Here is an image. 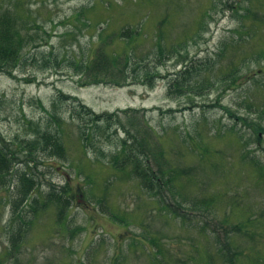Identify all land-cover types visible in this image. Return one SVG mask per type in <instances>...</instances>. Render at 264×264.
<instances>
[{
  "label": "rangeland",
  "instance_id": "374dc122",
  "mask_svg": "<svg viewBox=\"0 0 264 264\" xmlns=\"http://www.w3.org/2000/svg\"><path fill=\"white\" fill-rule=\"evenodd\" d=\"M226 3L228 0H0L1 8L25 18V31L32 38L20 65L9 74L0 72V142L8 141L13 149L12 144L32 138L36 129L56 133L64 143L66 158L42 154L36 160L49 165L31 172L43 192L55 184L76 194L68 209L71 232L57 226L48 210L32 219L20 251L10 257L6 255L13 233L9 226L16 219L9 192L0 188V264H151L147 238L160 234L169 238L162 239L168 247V264H204L205 255L198 253L202 245L214 254V264H223L207 232L218 229L217 235L224 238L226 218L233 224L249 215L264 214V171L260 169L263 166L264 170V72L255 73L262 62L251 58L233 83L222 74L230 61L226 50L219 59L218 54L223 42L235 36L238 23ZM90 5L92 10L86 7ZM82 7L83 15H74ZM165 15L168 20L159 26L160 16ZM122 27H130L129 47L144 57L142 61L137 57L117 63L113 70L107 68L94 76L79 69L76 62L94 59L97 51L124 49L117 35L110 43L100 41ZM158 27L164 29V46L181 43L177 48L181 55L152 62ZM250 44L245 41L243 48L249 51ZM199 62L201 67L195 73L201 83L206 79V66L218 82L203 88L202 93L177 87L173 77L180 81L184 65ZM152 69L165 77H156L152 84V79H146ZM95 78L112 81L97 83ZM189 78L197 81L194 72ZM70 97L97 115L111 113L115 123L104 124L100 117L101 127L93 128V135L84 140L81 133L93 124V115H77V105ZM144 120L156 132L145 151L153 152L156 165L166 169L169 163L174 171V185L182 192L174 198L181 202L215 198L206 208L185 203L191 207L185 224L175 219L166 223L171 215L153 204L154 198L136 179L120 181L107 165V154L119 148L120 139L129 136L127 131L139 136L137 128ZM246 151L254 152L252 157L260 165L252 157L239 161ZM17 158H21L18 153ZM157 168L152 163V170ZM41 169L42 173H35ZM16 188L13 181L10 190ZM35 193L37 189L32 195ZM102 198L109 211L127 216L131 224H118L103 213L97 204ZM166 198L173 201L169 195ZM24 215V219L32 216L30 212ZM258 248L264 244L258 243ZM245 253L255 255L249 249Z\"/></svg>",
  "mask_w": 264,
  "mask_h": 264
},
{
  "label": "trees",
  "instance_id": "16d2710c",
  "mask_svg": "<svg viewBox=\"0 0 264 264\" xmlns=\"http://www.w3.org/2000/svg\"><path fill=\"white\" fill-rule=\"evenodd\" d=\"M212 3H214V0H212ZM226 5L231 9L232 15L238 23L236 29L233 31L235 36H231L229 39H226V42H223L218 54V59L222 57V53L226 50V57L229 59L230 65L226 68V72L222 73V69H220V71L223 75H226V77H231L233 83L238 79L241 74V69H243L251 58L254 61L262 62L258 67V70H255V73L261 72L259 74L261 75L264 72V0H247L246 4L243 0H228ZM86 7H88L89 10H92L91 5ZM83 13L84 9L82 7L78 12H75L74 15L78 17L80 14L82 16ZM208 16L210 17V15ZM24 19V17L17 14L14 10L0 7V72L9 74L14 71L21 63V56L24 48L32 40L29 34L25 31L27 26L24 23ZM167 20L168 16L165 15L163 18L160 16L157 24L160 26ZM201 23L202 22L198 23V27L202 25ZM129 30L130 27H122L120 31L116 30L113 33H107V36L105 35L106 37L104 36L100 39L101 42L107 43L108 41L110 43V41H113L114 37L117 35V40L123 43L124 49H121L120 51L113 50L111 52L97 51L95 58L91 59L92 62L90 64L88 61L91 60L85 62L82 60L79 62L75 61L76 63H79V69L89 70L94 76L95 73L107 71V68L113 70L114 65L117 63H129L132 59L137 57L142 61L144 57L137 56L132 45L129 47L132 42L128 39L130 34ZM164 37L165 34L163 28L156 30L154 45L156 53H154L155 58L152 62L156 60L162 61L164 58L168 60L175 55V53H177L176 55L180 54V50L177 48L181 43L167 45L168 47L164 46L165 43L162 42ZM245 41L251 42L250 45L253 48H250L249 51H246L243 48V43H245ZM254 41H256V43ZM133 42L135 43V41ZM242 50L245 51L242 52ZM82 62L83 65H81ZM200 67V62L188 65L185 64L182 69L184 76H181L180 81L177 80L176 77H173L177 87H183V90L193 88L192 90H195L196 93L197 90L199 91L198 93H202L203 88H211L215 82H218L217 79L212 78V71L206 66L207 70L203 73L206 79L204 83H201L199 74L195 73ZM193 72L197 79L194 83L189 81V76L192 75ZM206 74H208V76H206ZM146 75L147 80L152 79V84L156 77H165L159 72H155L153 69L148 71ZM127 77L128 76H125V79ZM204 77L201 76L200 78ZM105 79L95 78L97 83H111L108 81H112ZM142 84H146V81H142ZM70 98L74 104H76L77 99L75 97ZM76 114H81V116H84V114H89L90 116L93 115L91 120V123L93 124L86 128V132L83 130L81 133L82 138L86 141L91 135H93V128L101 127L100 121L104 120L103 123L108 125L115 123L111 113L104 112L97 115L91 111L90 107L81 102L77 105ZM134 125H136V123H134ZM140 125L142 127L137 128L140 133L139 136L131 135V133L127 131L130 137L127 136L120 139L119 148L114 152L107 154L109 157L107 165L115 170L114 177L120 181L130 178L136 179L139 182L141 189L146 190L148 195L154 198L155 201L153 204L160 210L171 215V220H164L166 223L171 224L173 219H175L179 224L180 222L185 224L187 213L190 210L189 208H191L189 205L186 206L185 203L190 202L192 205L196 203L199 204V207L201 205L206 208L211 205L212 200L215 198H204L199 200L186 199L187 202L176 200L174 195L181 194L182 192L176 189L174 185V171L170 169L169 163H167L168 168L166 169L160 164L156 165L153 152L147 153L144 148L147 142H154L152 132L155 131L145 120L140 123ZM139 133L136 131V134ZM32 134L34 135L32 138L24 137L19 139V141H16L15 144H12V147H14L13 149L9 146L10 143L8 141L0 142V188H5V190L9 192V204L12 211V217L13 219H16L14 224H18L16 227H14V224L9 226L10 234L13 233L9 236V245L6 255L10 257H13L20 251L23 237L29 227L28 225L33 223L32 219L35 218L36 220V218L43 213H48V210H51L53 213V222L57 226L66 229L68 232L73 230V228L68 227V209L72 205L73 197L76 196L75 192L72 191L69 193V187L67 189L63 187L58 189L55 184H50L48 191L43 192L39 180L36 176H33V173L31 172L32 168H38L40 165H43L44 167L49 165L43 159L36 160V158L42 154H45V156L53 155L63 159L66 158L64 143H62L56 133L36 129ZM17 153L21 155L20 159L17 158ZM241 155L239 161L245 162L246 157H252L255 153L246 151ZM253 157L252 162L257 166L260 165L253 159ZM152 163H154L156 167L158 166L157 170H152ZM260 169L264 171L263 166ZM43 171L44 170L41 169V171H35V173H42ZM182 172H185L184 169H182L181 173ZM178 173H180V170ZM181 173L180 175L183 176ZM13 181L16 182L17 188L11 191L10 186ZM35 189L38 190V193L32 195ZM66 190L68 193L65 192ZM12 195H14V198L10 199V196ZM166 195H169L173 201L168 202ZM28 201L29 203H27ZM102 202L103 198L97 201L100 210L103 213H107L114 222L124 225L131 224V220H129L127 216L109 211L106 204L103 203V205ZM175 207L177 209H182L184 213L177 211ZM26 212H30L32 215L29 219H24V217H26L24 213ZM245 214H247V211ZM239 217L243 218L242 215H239ZM245 217L247 216L245 215ZM243 220L244 218L242 221L231 224L226 218V228L222 229L223 233H225L224 238L223 236L220 238V236L217 235L218 229H212L207 232V236L213 239L212 246L215 250V254L223 264H264V248H258V243L264 244V233L262 232V230L264 231V214L260 213L254 216L249 215L248 218L244 221ZM55 224H53V226H55ZM164 235L165 234H160L159 236H149L147 238L150 248H152L151 250L149 247H146L147 255L152 261L151 264H168L166 256L168 253V247L167 243H164L162 239L169 238ZM247 249L253 251L255 255H246L247 253H245V250ZM208 252L211 251L204 249L203 245L201 246V250L198 251V253L205 255L203 258L204 264H214L212 258V255L214 256V254ZM198 256L199 254L196 258H198ZM190 257L192 259L194 258V256Z\"/></svg>",
  "mask_w": 264,
  "mask_h": 264
}]
</instances>
